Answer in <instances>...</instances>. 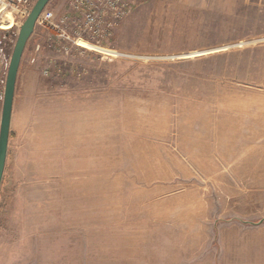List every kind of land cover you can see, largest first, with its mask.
Returning a JSON list of instances; mask_svg holds the SVG:
<instances>
[{"label": "rangeland", "instance_id": "374dc122", "mask_svg": "<svg viewBox=\"0 0 264 264\" xmlns=\"http://www.w3.org/2000/svg\"><path fill=\"white\" fill-rule=\"evenodd\" d=\"M83 40L24 50L0 264H264V0H143Z\"/></svg>", "mask_w": 264, "mask_h": 264}, {"label": "built area", "instance_id": "2783aa9c", "mask_svg": "<svg viewBox=\"0 0 264 264\" xmlns=\"http://www.w3.org/2000/svg\"><path fill=\"white\" fill-rule=\"evenodd\" d=\"M36 1L0 0V21L6 20V14L9 13L12 16V28L20 27ZM141 1L143 0H72V17L66 15L57 20L54 13L45 8L37 23L43 27H52L57 36L74 44L87 36L106 38L131 13L134 5ZM67 24H71L73 29L69 30ZM6 69L7 60L0 49V84L4 80Z\"/></svg>", "mask_w": 264, "mask_h": 264}, {"label": "water", "instance_id": "95a60500", "mask_svg": "<svg viewBox=\"0 0 264 264\" xmlns=\"http://www.w3.org/2000/svg\"><path fill=\"white\" fill-rule=\"evenodd\" d=\"M50 1L51 0L36 1L28 17L20 27L18 38L10 59L0 122V188L7 162L15 89L21 60L28 40L35 31L37 21Z\"/></svg>", "mask_w": 264, "mask_h": 264}, {"label": "bare ground", "instance_id": "6f19581e", "mask_svg": "<svg viewBox=\"0 0 264 264\" xmlns=\"http://www.w3.org/2000/svg\"><path fill=\"white\" fill-rule=\"evenodd\" d=\"M6 15H10V14L7 13ZM77 44H78V46L93 48V51H95V52H98V51L101 50V49H100V48H101L100 46L93 45V44H91V43H89V42H87V41H85V40H79V41L77 42Z\"/></svg>", "mask_w": 264, "mask_h": 264}, {"label": "trees", "instance_id": "16d2710c", "mask_svg": "<svg viewBox=\"0 0 264 264\" xmlns=\"http://www.w3.org/2000/svg\"><path fill=\"white\" fill-rule=\"evenodd\" d=\"M0 198H1V192H0ZM1 210H2V204L0 202V213H1Z\"/></svg>", "mask_w": 264, "mask_h": 264}]
</instances>
